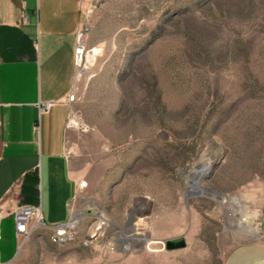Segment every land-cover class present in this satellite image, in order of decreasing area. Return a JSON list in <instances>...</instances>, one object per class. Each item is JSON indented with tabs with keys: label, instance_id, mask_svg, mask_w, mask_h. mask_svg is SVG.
I'll use <instances>...</instances> for the list:
<instances>
[{
	"label": "rangeland",
	"instance_id": "374dc122",
	"mask_svg": "<svg viewBox=\"0 0 264 264\" xmlns=\"http://www.w3.org/2000/svg\"><path fill=\"white\" fill-rule=\"evenodd\" d=\"M82 22L73 238L37 228L5 259L224 264L262 237L264 0H83Z\"/></svg>",
	"mask_w": 264,
	"mask_h": 264
},
{
	"label": "crops",
	"instance_id": "0c3cea01",
	"mask_svg": "<svg viewBox=\"0 0 264 264\" xmlns=\"http://www.w3.org/2000/svg\"><path fill=\"white\" fill-rule=\"evenodd\" d=\"M83 0H0V257L18 248L14 210L41 208L48 224L72 219L79 184L68 147L74 49ZM53 102L42 111L41 105ZM224 264H264L262 237Z\"/></svg>",
	"mask_w": 264,
	"mask_h": 264
},
{
	"label": "built area",
	"instance_id": "2783aa9c",
	"mask_svg": "<svg viewBox=\"0 0 264 264\" xmlns=\"http://www.w3.org/2000/svg\"><path fill=\"white\" fill-rule=\"evenodd\" d=\"M90 50L86 45V34L85 25L83 22L79 28L77 34V41L74 49V82L71 91L65 98V101L70 104L75 101V79L78 75V69L83 61H86L89 57ZM53 102H45L41 105L42 111H47L53 106ZM70 114L67 119V127L70 128ZM15 219V230L18 238H28L37 228H50L52 229L53 237L69 242L73 238V226L71 225V220L63 224H48L44 220L41 208L33 205H22L16 207L14 210ZM0 264H13L12 260L3 261L0 257Z\"/></svg>",
	"mask_w": 264,
	"mask_h": 264
},
{
	"label": "bare ground",
	"instance_id": "6f19581e",
	"mask_svg": "<svg viewBox=\"0 0 264 264\" xmlns=\"http://www.w3.org/2000/svg\"><path fill=\"white\" fill-rule=\"evenodd\" d=\"M86 43H87V37H86ZM94 51L92 50V53H93ZM92 53H91V55H92ZM215 162L216 161H209L208 163H207V165H206V167H205V169H204V171H202L201 173H200V176L198 177L199 179L200 178H202L204 175H207L208 173H210V172H212V170H213V167H214V165H215ZM76 219H77V217H75ZM78 220V219H77ZM244 225H246L245 227H247V224L246 223H243ZM71 225L72 226H74V223H72L71 222ZM242 225V224H241ZM46 230H48L49 232H50V234H51V239H52V242L54 243V244H56L57 246H59V247H61V248H65V247H67L68 246V244H69V242H66V241H64V240H60V239H57V238H55V237H53V233H52V229H50V228H45ZM34 231V230H33ZM250 231L254 234V235H260V231L258 230V229H256V228H254V229H252V228H250ZM33 232H31V234H32Z\"/></svg>",
	"mask_w": 264,
	"mask_h": 264
},
{
	"label": "water",
	"instance_id": "95a60500",
	"mask_svg": "<svg viewBox=\"0 0 264 264\" xmlns=\"http://www.w3.org/2000/svg\"><path fill=\"white\" fill-rule=\"evenodd\" d=\"M185 246V240L183 238H177L167 241L168 249H177Z\"/></svg>",
	"mask_w": 264,
	"mask_h": 264
}]
</instances>
